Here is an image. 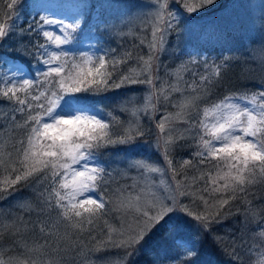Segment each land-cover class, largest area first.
Segmentation results:
<instances>
[{"label":"snow or ice","instance_id":"snow-or-ice-1","mask_svg":"<svg viewBox=\"0 0 264 264\" xmlns=\"http://www.w3.org/2000/svg\"><path fill=\"white\" fill-rule=\"evenodd\" d=\"M20 2L8 0L0 13V99L7 102L0 104V201L16 197L23 201L19 208L36 219L0 218V234L13 238L7 255L0 250V264H63L68 256L73 264L76 257L81 264H110L100 254L113 250L123 254L111 264H129L147 239L163 232L177 233L179 253L168 259L194 264L195 240L179 235L193 227L190 222L196 235L210 232L234 207L244 220L258 221L260 206L248 197L255 198V186L264 184V87L209 101L225 63L203 62L200 72L189 65L201 62L189 60L160 75V56L180 23L169 4L195 13L216 0H150L149 14L134 18L150 33L134 45L146 53L118 51L100 40L94 51H76L79 15L66 20L37 13L21 27ZM123 27L117 29L121 37L134 35L131 23L128 31ZM9 50L29 61L30 70L17 65ZM135 85L147 95L142 105L130 98L121 103L130 119L104 110V101L113 99L108 93ZM161 107L155 147L164 166L147 157L126 159L133 177L106 167V150L135 145L149 131L141 116L151 120ZM181 141H190L194 151L174 162ZM24 189L29 197L16 196ZM257 231L264 238V222ZM230 255L232 264H241L235 245ZM249 264H264V254Z\"/></svg>","mask_w":264,"mask_h":264},{"label":"trees","instance_id":"trees-1","mask_svg":"<svg viewBox=\"0 0 264 264\" xmlns=\"http://www.w3.org/2000/svg\"><path fill=\"white\" fill-rule=\"evenodd\" d=\"M84 2H89L92 5V13L89 14L88 19L86 20L87 25L82 27V32L77 34L79 37L78 45L81 42L82 34L84 33V28L86 26L92 28V20L94 17L95 7L102 5L101 15L102 18L99 20V40L104 43L106 42L105 46H111L113 48H117L119 51L121 49L120 45L122 44L123 48L129 47L130 44L136 45L139 42V38L143 37V33L139 29H134L133 36H124L121 37L117 29L123 25V30L128 31L127 25L129 24L128 21H123V14L120 12V8L113 4L109 3L106 0H82ZM103 1V2H102ZM8 0H0V13L6 11V4ZM29 0H21L20 4L17 5L19 10L23 9L25 6L28 5ZM138 2H143L142 0H138ZM216 4L213 5L215 7ZM263 6V7H262ZM259 5L257 8L258 16L252 15L251 11L245 12L243 16L240 18L241 23H235L233 26H228L223 23L216 24L212 26L213 21L207 23V20H202L199 22L198 20H193L191 18L185 17L183 20V24L185 25V29L188 26V29H196V25L199 24L201 27H197V32L203 29H207L210 36L217 37V33H212V31L216 30L217 28L220 30V38L218 39L222 43L219 45L217 43V39L210 38V39H203L197 35L195 39L194 34L191 36L186 37L184 39V33L180 28H177L176 32H172L170 34L171 42L167 46L168 52L170 51L171 57L174 52L173 63H179L181 65L182 62H188L189 60H197L200 61V64L195 66L189 65V67H195L200 72L204 71L202 66L203 62H207L208 64L212 63H225L227 67L225 71L222 73V79L218 86H216L213 90V94L208 97L209 101H214L218 98H222L227 94H234V93H241L248 90L255 91L258 88L264 87V60L262 63H256V59H252L250 61L248 59V53L258 47L259 51L264 52L261 47H264L263 41L259 37H255L252 33L253 28L250 27V21L248 19L257 17L259 22L264 24V3ZM262 7V8H261ZM256 10V9H251ZM99 13V12H98ZM112 14V18L109 17V14ZM36 16V15H35ZM98 16V14H97ZM247 16V17H246ZM247 19H246V18ZM223 17H219L222 19ZM211 20V19H210ZM26 21H29L26 20ZM115 21V22H114ZM197 21L199 22L197 24ZM131 24L133 22H130ZM91 25V26H90ZM195 25V26H194ZM21 27L25 26V21L20 24ZM113 26V27H112ZM133 27V26H132ZM204 27V28H203ZM203 28V29H202ZM91 30V29H90ZM139 30V32H138ZM87 31V30H86ZM142 35H140V34ZM186 35V32H185ZM104 36V39H103ZM199 43V46L202 48H195L196 45H192V43ZM208 42V43H203ZM130 43V44H129ZM185 43V45H184ZM210 43H213V46H219L220 49L218 50H210L207 47ZM216 43V44H215ZM204 44V45H203ZM75 45V50H77ZM81 45V44H80ZM224 47V50L222 49ZM138 49H142L144 52L146 48H135L134 53L137 52ZM209 51H206V50ZM147 50V49H146ZM203 50V51H202ZM9 55L15 57V53L9 50ZM170 56V55H169ZM169 57V60L170 58ZM261 57H264L261 56ZM255 58H257L255 56ZM16 61L22 63L26 69L30 70L28 67L29 61L24 60L21 57H15ZM252 62V63H251ZM34 63V62H33ZM160 63H161V72L160 75H164V70L169 69L166 65L169 61H166V54L162 58L160 56ZM179 66V65H177ZM180 67V66H179ZM171 68H173L171 66ZM175 71V70H174ZM244 72V75H243ZM246 73V75H245ZM186 80H191L190 73H184ZM146 89L143 85H135L132 87H125L121 88L119 92H110L108 93L109 97H113L111 100L104 101L102 105L104 108L107 109L106 112H112V114L116 115L121 121H125L126 117L129 115L127 112L120 111L121 102L117 100L119 97V93H125L128 95L127 99L137 96L138 98H142ZM93 99H101V97H91ZM126 100V99H124ZM6 101L0 99V104H5ZM137 104H139V99L137 100ZM171 110V107H169ZM163 110L160 108V112ZM163 113L158 115V118H161ZM157 117V116H156ZM19 135V134H18ZM154 135L149 131L145 133V136L137 140L135 145L131 146H116L115 148H111L106 150L107 155H103L105 166H111V169L114 168V163L117 162L118 158L123 157H131V158H149L155 163H158L161 166H164L163 159L161 155H157L154 149ZM183 147H177L173 153L174 162L187 159L189 158L190 153L194 151V146L191 144L190 141H181L180 142ZM122 149H131L130 151H122ZM117 152L120 153L119 156L115 155ZM194 159V158H193ZM115 161V162H114ZM124 162V160H123ZM109 166V167H110ZM124 166V165H123ZM125 167V166H124ZM110 169V170H111ZM129 177L136 176L134 173L128 175ZM117 179H120L117 177ZM129 183L131 180L128 181ZM31 193L24 189L18 193L16 196L19 197H29ZM248 199L251 201L253 206H260L258 208L259 217L257 222H252L250 220H244L242 211L240 214H237L235 207L233 208L232 212L229 213L228 209H225L223 214V218L218 223H213L211 225L210 232H200L199 235H196L195 231V222H190L193 224L191 229L185 228L191 235H193L194 239L199 242L198 249L196 248V254L192 257L194 264H232V256L230 255L232 246L235 245L237 251L241 258V264H249V260L252 259L253 261H257L261 258V255L264 254V245L261 244V238L258 233V228L261 222H264V184H259L255 186V198L253 196H249ZM23 201H17L16 197H10L9 199L0 201V218L7 220L8 216L11 215L13 217L19 216L22 217L24 220L32 219L33 221L36 219L35 215L32 214L30 216L29 213L19 208V203ZM237 207H240L239 202L236 203ZM231 207V206H230ZM243 220V222H242ZM167 232L163 233H156L151 238L147 239L146 242L143 244L141 251L130 258L129 264H162L165 260L166 264H176L168 259V255L171 254H164L163 251H160L159 247L160 244L159 240L162 239ZM22 235L30 238V239H37L38 237L35 234L29 236L27 233H23ZM223 238L226 243L217 244V240ZM12 239L6 233L0 234V250H3L5 255L8 254V246L12 244ZM19 239V237H16ZM169 247L175 246L166 244ZM166 249V248H165ZM172 256H175L179 253L177 248L173 249ZM121 250H113L110 252H104L100 255L107 256L109 258V262L118 261L120 256H122ZM163 257L162 260H159V257ZM183 258V257H182ZM73 257L68 256L63 261V264H73ZM82 257L75 258V264H81ZM187 259V258H184Z\"/></svg>","mask_w":264,"mask_h":264},{"label":"rangeland","instance_id":"rangeland-1","mask_svg":"<svg viewBox=\"0 0 264 264\" xmlns=\"http://www.w3.org/2000/svg\"><path fill=\"white\" fill-rule=\"evenodd\" d=\"M106 1H108L109 3L115 4L120 8L119 9L120 12L125 14L123 16L124 22L125 21L133 22L131 24V26H133L132 30L139 29L141 31V27H142L141 22L139 20L134 19V18L143 17V16L148 15L150 9L154 7V5H152L150 3V0H142L143 2H138V0H106ZM193 2H195V0H193ZM263 3H264V0H216V2L214 3V4H216L215 7H213L214 4H212V5L200 8L195 13H188L180 4H177L174 2L170 3L169 7L175 9L180 15V23L177 26V28H180L181 30H179V31H182V33H184V39H185V36L188 37V36H191L192 34H194L195 39L197 38V35L203 39H210V38L217 39V38H220V35H221L220 30L218 28H217V32H216V30L212 31V33H217V37H212V36H210V33H208L207 29H203L204 27L202 28L203 30H200L197 32V27H201V26H199L198 23L202 22V20L206 19L207 23L210 21H213L212 26L219 24V23H223L224 21H225V24L228 26H233L235 23L240 24L241 23L240 18L243 16V14L245 12L246 13L249 12V10L251 11L252 15L258 16L257 8L259 7V5L262 6ZM145 5H147V6H145ZM26 7H28V8L21 9L19 12L20 14L18 13V15L20 16L19 24L22 23L28 16L33 17V16H35L34 13L40 12V15H48V16L53 17V18H64L66 20H70L72 17L79 15L82 18V27H84L85 25H87L86 20L88 19L89 13H92L91 12L92 11V5H90L89 2H84L82 0H29L28 5ZM101 7H102V5L100 3H99V5H97L95 7V15H94L93 20H92V26L93 27L90 28V27L86 26L84 28L85 30H84V33L82 34L83 38H81V42H80L81 45L80 44L78 45V40L76 41V44L78 45V46H76V48L78 51H94L95 50L93 45H95L96 41L99 40L98 37H101L99 35V31H98V28H99L98 25H100L99 20H101L102 15H103V14L101 15V12H100L102 9ZM251 9H256V10H251ZM97 14H98V16H97ZM109 17L112 18L111 13L109 14ZM185 17L199 21V22L197 21L198 25H196V26L194 25L196 27V29L193 28L190 30V29H188V26L185 29V25L183 24V20L185 19ZM219 17H223V18L219 19ZM112 19H114V18H112ZM248 20L250 21V27L253 28L252 33L255 35V37H259L263 41V44H264V24L263 23L261 24L259 22V20L257 19V17H253V18H250ZM139 30H138V32H139ZM185 32H186V35H185ZM142 33L144 36L147 35L150 38V33H145V32H142ZM78 38L79 37H77V39ZM103 39H104V36H103ZM170 42H171V38L168 37V44H170ZM195 42L196 43H192V45H194V44L196 45L195 48H202L201 46H199V43H197V40ZM203 43H208V42H203ZM217 43H218V39H217ZM138 44H139V42H137L136 45H138ZM168 44L165 46V52L161 55L163 58L164 55L166 54V61L167 62L169 61V63L166 65V67H169V69H167V70L169 72H172V71L178 69L180 64L179 63H173V60H171L172 58H174L175 50L173 49L174 52H173V55L171 57L170 51L168 52V50H167ZM218 44L221 45L222 43L219 41ZM184 45H185V43H184ZM97 47H98V45H97ZM120 47H122V44L120 45ZM142 47L143 46H141L140 48H142ZM207 47H209V48L211 47L210 50H216V48L218 50L220 49V47L217 45H216V47H214L213 43H210ZM126 48L134 49V45L130 44L129 47H126ZM222 49L224 50V47ZM260 49L264 50V47H261ZM141 50L138 49L137 52H139ZM146 51L147 50L145 49L144 52L146 53ZM206 51H209V50H206ZM248 55H249L248 59L250 61H252V59H256L255 60L256 63L257 62L262 63L263 60H262L261 56L264 55V52L259 51V49L257 47L254 50H252L251 52H249ZM255 56L257 58H255ZM169 57H171L170 60H169ZM16 63H17V65L23 66L18 61H16ZM177 65H179V66H177ZM171 66L173 68H171ZM24 69H25V67H24ZM25 71H26V69H25ZM243 75H244V72H243ZM245 75H246V73H245ZM123 94H125V93H119V95H118L119 97L117 98V100L120 101L121 103L124 101V99H127V97H128V95L125 96ZM145 95H147V92L144 93L142 98H138L137 96H133L130 99H131L132 103H134L136 105H142ZM138 99H139V104H137ZM88 101L89 102L92 101L91 97L88 98ZM161 109L163 111L160 113H164L165 109L163 107H161ZM104 110L107 111L106 108H104ZM168 110L174 111V110H171L170 108H168ZM160 113L159 112L155 113L154 117L151 120L148 117L141 116V120L144 124V127L146 129H149L150 134L152 133L154 135L155 140L153 141V143H154L153 151L157 155H160V153L157 151V149L155 147V144H156L155 121L160 119V118H158L159 117L158 115H160ZM130 118L131 117L128 115L126 117L125 121H127ZM146 133H147V131H146ZM124 147H126V146H124ZM101 159L104 162L103 155H102ZM126 159H128V162L130 163L131 159H136V158H131V157L118 158L117 157V159H116L117 162L114 163L117 166H115L114 168H116L118 170H126L128 172V175H130L132 173H134L136 175L135 170L126 169L123 166L124 165L123 160L125 161ZM109 166L110 165H108L109 169H111V166L113 167V165H111L110 167ZM183 230H185V229H183ZM183 230L181 233H179L180 236L184 237L185 239H188L191 236L194 239V237L192 235L185 234V231H183ZM176 237H177V233L167 232L166 235L162 239L159 240L160 244L162 243L161 246H163V247H159L160 251L162 250L163 253L166 255L168 253L172 255L174 253L173 249L176 247L175 246L169 247L166 244L174 245ZM198 245H199V242L197 240H195V248L198 249ZM183 258H186V257H183ZM162 259H163V257L161 256V257H159L158 261L162 260ZM165 260L162 262V264H166Z\"/></svg>","mask_w":264,"mask_h":264}]
</instances>
